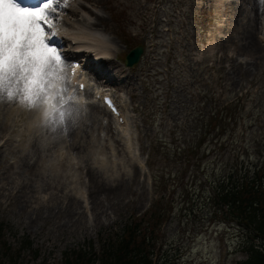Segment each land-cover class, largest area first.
Returning a JSON list of instances; mask_svg holds the SVG:
<instances>
[{
	"label": "rangeland",
	"instance_id": "374dc122",
	"mask_svg": "<svg viewBox=\"0 0 264 264\" xmlns=\"http://www.w3.org/2000/svg\"><path fill=\"white\" fill-rule=\"evenodd\" d=\"M70 1L74 2L71 8L79 9L74 13L79 18L98 17L97 29L109 39L102 44L112 58L117 54L123 59L130 47L147 43L138 65L130 71L122 67L118 80L129 82L135 92L118 89V83L113 89L124 106L132 139L140 142L141 152L148 156L152 174H156L154 185L164 196L151 205L150 216L159 225L153 244L157 261L167 258L173 264H237L246 255L243 249L251 234L213 195L228 176L239 178V182L253 178V183L264 184V52L262 59L253 57L240 37V25H245L251 15L250 4H243L247 15L240 17L229 14V6L211 9L209 0H199L196 8L185 4L178 7L179 12H168L166 23L154 3L169 0ZM147 7L159 16L154 24L147 17ZM196 36L208 39L207 47L216 44L213 51L219 49L225 54L231 50L245 57L232 67L230 62L220 66L223 76H213L210 56L195 61L201 57L200 50L189 44ZM240 70H246L245 74H239ZM159 79L166 82L158 89ZM31 114L32 110L16 102L0 101V224L4 226L0 264H59L78 245L92 240L98 247V233L122 226L156 198L149 168L138 174L123 152L121 164L110 165L105 171L108 176L128 181L129 187L101 206L89 208L90 213L83 205H74V215L69 219L62 191L49 205L35 202L32 192L8 198V190L20 188L18 182L29 179L17 165L22 157L48 164L67 154L90 163L98 150L90 147L81 155L72 148L74 140L65 131H53L47 137L43 131L32 130L27 134L30 143L26 150L10 154L9 147L17 144V134L30 123ZM72 120L75 141L84 142L82 128L88 129L97 144L107 147L116 141L106 129L107 123L93 116L74 115ZM7 135L15 141L9 144ZM9 164L14 165L12 178L8 177ZM81 180L86 183L84 176ZM41 184L46 187L42 180ZM57 184L52 181L53 186ZM44 189L33 194L47 197L56 190ZM66 193L81 198L80 191ZM25 197L32 203H25Z\"/></svg>",
	"mask_w": 264,
	"mask_h": 264
},
{
	"label": "snow or ice",
	"instance_id": "6c2138e0",
	"mask_svg": "<svg viewBox=\"0 0 264 264\" xmlns=\"http://www.w3.org/2000/svg\"><path fill=\"white\" fill-rule=\"evenodd\" d=\"M66 7L68 0H0V101L42 110L53 130L65 126L80 103L67 90L65 56L55 39L58 9ZM107 103L116 111L111 99Z\"/></svg>",
	"mask_w": 264,
	"mask_h": 264
},
{
	"label": "bare ground",
	"instance_id": "6f19581e",
	"mask_svg": "<svg viewBox=\"0 0 264 264\" xmlns=\"http://www.w3.org/2000/svg\"><path fill=\"white\" fill-rule=\"evenodd\" d=\"M70 1V0H69ZM68 1V3H69ZM94 1V0H91ZM248 0H236L235 2L229 3L228 6L230 7L229 14L235 15V16H240L244 17L246 16L247 8L243 6L244 2ZM71 2V1H70ZM74 4V2L72 3ZM82 6L85 5L83 2L80 3ZM72 6L70 5L69 7L62 8V9H68L70 12H66L64 16H69V15H77L74 14L75 12H78L79 9L76 7L71 8ZM79 7V6H78ZM252 8L254 10L253 16H248V19L246 21L245 25H240V37L241 40L244 44V46L248 49L251 50L254 54L255 57L262 59L263 55L261 54L262 49L260 46V43L258 42L257 37H255L256 31L258 29L260 30V21L258 20V10L257 6L255 4V0L252 3ZM65 17L62 20V25H72L73 22H70L68 18ZM98 17L95 18L94 21L90 22V25L95 27L97 25H100L97 23ZM104 27L107 28L105 24H103ZM259 25V26H258ZM62 29H64V27ZM259 27V28H258ZM67 34H72L68 32ZM242 44V43H241ZM66 45V44H65ZM78 46V45H77ZM240 46V45H239ZM76 47V46H75ZM81 49H85L80 47ZM213 47L209 46L208 51L209 54L213 51ZM87 49H85L86 51ZM102 50L95 51L96 57L100 58L103 56ZM100 56V57H99ZM108 57H106L107 59ZM228 60L234 62L235 60L233 57H227ZM109 63H111L110 59L107 60ZM71 67L69 68L70 71ZM90 69L93 71L94 74V79L96 83L102 87H107L109 86V78L106 76L100 77V72L93 67L90 66ZM78 70L76 72H72L71 78L79 80L81 79L84 84L85 88L88 85V80L87 78ZM246 70H240L238 73H242L243 75L245 74ZM72 85H70V88ZM88 87L87 89H83L82 91H79L77 88L74 89V93H76L75 97H82L84 98V102L81 104H84L86 100H90L91 94L88 93ZM97 89V88H96ZM95 95V92H94ZM86 99V100H85ZM96 107L95 104H92L91 102L87 104V106ZM101 110L104 112V114L108 117L109 122L108 125H106V128L112 129L111 125L114 124L116 125V122L112 118L111 114L105 110L104 107H100ZM20 113L22 110L19 111ZM120 111V115H121ZM32 120L30 123H27L23 129V131H20L17 136H19L18 139H16L17 144L14 145V147H9V153L14 154L17 151L19 152H24L26 148L29 146V137L27 134L32 131L35 127L36 129L38 128L40 124V120L43 121L42 118V112L41 114H38L36 111H32L31 114ZM110 123V124H109ZM64 130L66 131L70 137L73 138V142L71 144L72 148L76 150L77 153H80L83 155L85 152L88 151V149L91 147L93 148L95 144L91 143L90 136H89V131L86 128H82V136L84 137V142H79L75 141V138L77 136L76 130L74 127V123L71 120L66 121L65 126L63 127H57L55 130ZM7 141L9 144H11L13 141V137L11 135H7ZM39 148V147H38ZM90 153L92 152V149L89 151ZM55 155L58 157L59 152L55 153ZM16 159H14L12 162H15ZM19 170L28 173V176H26L27 181H22L18 182L20 183L17 186H20V188H13L10 189L11 191L8 190L7 192V197L9 198L11 195H13L15 198L16 197H21L25 196L27 192H32L31 196L33 199H35V202H39L41 204H47L49 205V201H51L56 195H58L59 191H62L65 193L66 197V202H65V209L68 211V218L71 219L74 213H72L71 209L75 205L76 207H82L83 205V200L81 198H78L75 194L68 195L66 193L70 192L72 190H77L85 193L86 198H85V203L89 205V207H96V206H101L105 200L110 199L111 196H114L119 190L123 188H128L129 187V182L126 180H123L122 178H117L112 175H106V168L99 167L94 164V162L91 160L90 163L88 161L84 162L81 158H78L75 162L72 161V159L66 154V155H61L54 161L49 162L48 164H45L41 160H33L29 161L26 157H22L20 160V164H17ZM8 171H9V178L13 177L14 173V165L9 164L8 165ZM46 171V173H45ZM84 176L86 178V183L81 180V177ZM39 180V181H38ZM41 180L44 181L45 186L43 187L41 184ZM57 181V185H52V181ZM13 186V187H17ZM54 187L56 190H51L48 193L47 197H38V195L33 194L34 192L44 189V188H50ZM67 188V189H66ZM18 190L24 191L20 192ZM45 190V189H44ZM11 200V199H10ZM25 203H32L27 197L24 198ZM92 212V211H91Z\"/></svg>",
	"mask_w": 264,
	"mask_h": 264
},
{
	"label": "trees",
	"instance_id": "16d2710c",
	"mask_svg": "<svg viewBox=\"0 0 264 264\" xmlns=\"http://www.w3.org/2000/svg\"><path fill=\"white\" fill-rule=\"evenodd\" d=\"M239 178L227 180L219 184V191H215L217 202L223 205L229 214L245 224L249 232L254 236L264 239V184ZM152 228L141 225V221H134L123 225L122 232L109 240L106 237L100 239V249L96 253L93 250L79 248L65 257L61 264H173L167 258L158 263L153 258V244L156 235L152 234ZM246 256L238 261V264H264V250L249 241L245 246Z\"/></svg>",
	"mask_w": 264,
	"mask_h": 264
},
{
	"label": "water",
	"instance_id": "95a60500",
	"mask_svg": "<svg viewBox=\"0 0 264 264\" xmlns=\"http://www.w3.org/2000/svg\"><path fill=\"white\" fill-rule=\"evenodd\" d=\"M141 52H142V46L141 45H138V46L134 47L133 49H131L130 53L127 54V56H126L127 63H129V64L135 63Z\"/></svg>",
	"mask_w": 264,
	"mask_h": 264
}]
</instances>
